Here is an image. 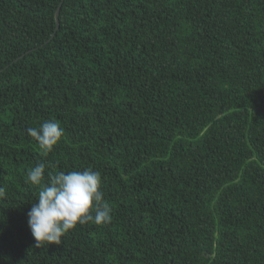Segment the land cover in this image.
Masks as SVG:
<instances>
[{
	"label": "trees",
	"instance_id": "1",
	"mask_svg": "<svg viewBox=\"0 0 264 264\" xmlns=\"http://www.w3.org/2000/svg\"><path fill=\"white\" fill-rule=\"evenodd\" d=\"M41 162L111 222L37 248ZM0 188V264H264V0H0Z\"/></svg>",
	"mask_w": 264,
	"mask_h": 264
},
{
	"label": "clouds",
	"instance_id": "2",
	"mask_svg": "<svg viewBox=\"0 0 264 264\" xmlns=\"http://www.w3.org/2000/svg\"><path fill=\"white\" fill-rule=\"evenodd\" d=\"M27 134L38 142L42 156L47 157L64 135L55 120L30 127ZM45 164L37 163L27 174V181L39 188L38 201L28 212V225L37 248L42 244L61 243L62 237L78 225L92 222L105 225L111 222V208L104 202L99 171L60 172L45 184ZM0 188V195H3Z\"/></svg>",
	"mask_w": 264,
	"mask_h": 264
},
{
	"label": "water",
	"instance_id": "3",
	"mask_svg": "<svg viewBox=\"0 0 264 264\" xmlns=\"http://www.w3.org/2000/svg\"><path fill=\"white\" fill-rule=\"evenodd\" d=\"M60 6H61V4L59 5L58 9L55 12V22H56L55 32L57 31V29L59 27L58 14H59Z\"/></svg>",
	"mask_w": 264,
	"mask_h": 264
}]
</instances>
